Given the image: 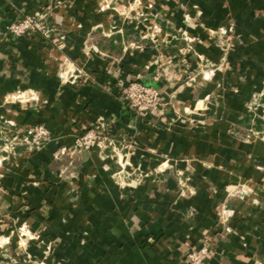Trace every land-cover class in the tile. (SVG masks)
I'll return each instance as SVG.
<instances>
[{"label":"crops","instance_id":"0c3cea01","mask_svg":"<svg viewBox=\"0 0 264 264\" xmlns=\"http://www.w3.org/2000/svg\"><path fill=\"white\" fill-rule=\"evenodd\" d=\"M49 1L0 0L1 26L41 12L60 35L0 28V126L52 134L38 152L0 150V264H24L21 226L33 264H188L205 240L203 264H264V0H143L161 45L123 0ZM132 81L160 90L165 116H136ZM95 127L116 148L78 150Z\"/></svg>","mask_w":264,"mask_h":264},{"label":"built area","instance_id":"2783aa9c","mask_svg":"<svg viewBox=\"0 0 264 264\" xmlns=\"http://www.w3.org/2000/svg\"><path fill=\"white\" fill-rule=\"evenodd\" d=\"M9 28L17 35L27 32H38L46 38L49 37V30H47L46 26L32 18H28L19 25H13ZM161 78V73L156 74L154 81L159 82ZM124 100L136 116L155 114L162 117L165 116L168 107V103L163 100L158 88L140 81H132L128 84L125 88ZM51 137V132L41 124H36L26 129L12 128L9 124L2 125L0 126V140L2 141L0 150L5 155L3 158H8L14 154L17 148H24L30 153L38 152L51 140ZM75 144L80 151H91L93 149L105 151L110 146L116 148V140L99 127L82 133L76 139ZM22 235H25V233H22ZM210 253L209 240H205L201 247L190 250L186 258L187 263L203 264Z\"/></svg>","mask_w":264,"mask_h":264},{"label":"rangeland","instance_id":"374dc122","mask_svg":"<svg viewBox=\"0 0 264 264\" xmlns=\"http://www.w3.org/2000/svg\"><path fill=\"white\" fill-rule=\"evenodd\" d=\"M114 0H101V2L99 3V10L101 11H106L109 9H113L114 7H112ZM50 3H48V9L49 10H53L54 8H57L58 6L62 5V1L61 0H51L49 1ZM42 6V5H41ZM122 12L121 14L125 17H127L128 20H130L131 22H136L137 25H142L144 28L145 33L143 34L144 40L146 42H149L151 44H158L161 45L163 43H165V41L167 40V36H162L161 31L159 32L158 28H160V25L157 23V18L160 17L156 6L154 3H145L143 0H123L122 3V8H121ZM21 13V12H20ZM28 18H32L35 19L37 21L42 22L47 30H49V37H44L41 33L38 32H27L25 34L22 35H17L16 33H14L9 27L13 26V25H19L21 22L27 20ZM47 16H45L43 13L41 12H36L33 14H21V17L18 18L17 20H14L12 22L7 23L4 26H1V19L2 17L0 16V28L4 29V32H6L7 34L17 37V38H21V37H25V36H33V35H38L41 38H43L44 40H46L47 42L50 43H54L55 40L60 37V35L55 34V31L53 29V27H51V25L49 24V22L46 20ZM185 22L187 23L188 26H190V22L191 20L188 19L187 17H185ZM171 37V36H170ZM181 37L183 38V40H185L190 46L194 44L195 41H197L195 38L190 37L188 34L185 35H181ZM168 41V40H167ZM218 42L219 44H225L227 46V39H225L224 37H221L220 39L218 38ZM216 67L215 65L212 66V70L211 71H215ZM209 71V70H206ZM23 226H21L20 228H15L14 229V235L15 237H17V244H18V250H19V254L18 256L21 257L23 255H25V259H24V264H28L29 260L30 263L29 264H33V262L37 261L36 259L33 261V257L31 254H29V249L31 244H23L22 239H23V235L22 233H25L26 236L27 233L25 232L26 229L22 228ZM32 238V237H31ZM43 245V243H41ZM40 244V246L42 247V245ZM24 246V247H23ZM53 244L52 243H46L45 244V250L46 252H50L52 249ZM31 255V256H30ZM31 257V258H30ZM22 262V260H20Z\"/></svg>","mask_w":264,"mask_h":264}]
</instances>
